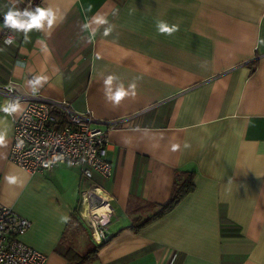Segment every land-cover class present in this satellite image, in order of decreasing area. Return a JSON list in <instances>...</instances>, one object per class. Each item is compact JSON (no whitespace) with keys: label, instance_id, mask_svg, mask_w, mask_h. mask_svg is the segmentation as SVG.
Segmentation results:
<instances>
[{"label":"crops","instance_id":"crops-1","mask_svg":"<svg viewBox=\"0 0 264 264\" xmlns=\"http://www.w3.org/2000/svg\"><path fill=\"white\" fill-rule=\"evenodd\" d=\"M37 6L58 22L25 38L4 26L13 0H0V88L66 102L107 132L111 175L93 181L118 221L88 264H264V0H15L21 11ZM159 20L179 31L160 34ZM108 76L113 90L135 82V96L113 105ZM36 77L46 79L33 91ZM0 133V203L31 223L21 240L45 264H69L61 249L90 247L82 220L62 241L84 180L63 164L26 173L8 160L13 125L1 112ZM187 172L194 192L133 232ZM222 222L239 236L222 237Z\"/></svg>","mask_w":264,"mask_h":264},{"label":"built area","instance_id":"built-area-1","mask_svg":"<svg viewBox=\"0 0 264 264\" xmlns=\"http://www.w3.org/2000/svg\"><path fill=\"white\" fill-rule=\"evenodd\" d=\"M12 39L6 35V40ZM4 102L0 112L13 125L12 145L8 160L26 173L33 175L63 164L78 170L85 182L80 193L78 213L89 229L95 244L107 240L108 229L118 221L110 206V196L93 181V174L103 178L111 175L105 160L108 135L86 114L78 113L66 102H55L41 97L17 93L14 84L0 88ZM23 104L14 115L17 104ZM109 209L97 213L100 207ZM31 223L0 203V264H45L46 257L24 244L21 238Z\"/></svg>","mask_w":264,"mask_h":264},{"label":"clouds","instance_id":"clouds-1","mask_svg":"<svg viewBox=\"0 0 264 264\" xmlns=\"http://www.w3.org/2000/svg\"><path fill=\"white\" fill-rule=\"evenodd\" d=\"M58 22L56 11L51 7H40L37 6L34 9L25 8L24 10H19L15 7V0H13V7L9 8V10L4 15L3 24L6 28L15 30L17 32H23L25 38H28V33L32 30H42L45 28V25L48 29H51L54 24ZM62 22V18L60 20ZM94 23L98 25H102L107 23V21L102 17L94 18ZM85 28L89 27V25H84ZM157 31L160 34H167L169 36L173 35L175 32L179 31V25L172 24L169 25L167 22L163 20H159L156 23ZM111 31V27L105 30L104 35H108ZM6 44H11L13 41L8 39L5 41ZM46 79L45 77H36L33 81H29V83L33 87V91L36 90V86L41 85L42 80ZM118 79L115 76H108V78L104 81L105 88L104 94L108 101L113 103V105H119L122 100L129 96H135L136 94V83H130L127 88H125L124 84L121 82L114 90L112 88L113 81ZM14 109H5V111H10ZM4 135L0 133V143L3 142ZM11 183L16 182L15 177L9 178ZM65 220L67 217L64 218Z\"/></svg>","mask_w":264,"mask_h":264},{"label":"trees","instance_id":"trees-1","mask_svg":"<svg viewBox=\"0 0 264 264\" xmlns=\"http://www.w3.org/2000/svg\"><path fill=\"white\" fill-rule=\"evenodd\" d=\"M194 172H187L185 175L176 180L173 185L172 193L169 201L165 205H152L150 207L151 212L145 218L134 219L132 226L130 227L133 232H139L141 229L150 225L151 223L157 221L168 213L172 212L178 204L186 198L188 195L192 194L195 190L194 186ZM81 218L77 211H75L69 218L68 223L62 234V241L67 242L70 239V235H75L76 232L82 230ZM237 228H232L228 223L222 222L220 228V234L222 237H238ZM88 249L83 251H75L73 248L67 247L61 249L62 256L67 260L69 264H88L96 258V254L100 248H102L108 240L95 244L91 237L89 236ZM91 243V244H90Z\"/></svg>","mask_w":264,"mask_h":264},{"label":"bare ground","instance_id":"bare-ground-1","mask_svg":"<svg viewBox=\"0 0 264 264\" xmlns=\"http://www.w3.org/2000/svg\"><path fill=\"white\" fill-rule=\"evenodd\" d=\"M109 209V205H103L102 207L99 208V210L97 211V213H102L105 212L106 210Z\"/></svg>","mask_w":264,"mask_h":264}]
</instances>
